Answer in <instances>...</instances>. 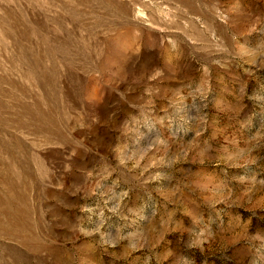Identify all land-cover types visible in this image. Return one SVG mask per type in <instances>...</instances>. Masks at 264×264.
<instances>
[{"label": "rangeland", "instance_id": "obj_1", "mask_svg": "<svg viewBox=\"0 0 264 264\" xmlns=\"http://www.w3.org/2000/svg\"><path fill=\"white\" fill-rule=\"evenodd\" d=\"M0 264H264V0H0Z\"/></svg>", "mask_w": 264, "mask_h": 264}]
</instances>
